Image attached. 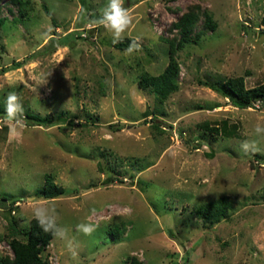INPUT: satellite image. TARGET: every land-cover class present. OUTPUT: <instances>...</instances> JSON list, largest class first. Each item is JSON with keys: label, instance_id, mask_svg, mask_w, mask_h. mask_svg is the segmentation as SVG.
Listing matches in <instances>:
<instances>
[{"label": "rangeland", "instance_id": "374dc122", "mask_svg": "<svg viewBox=\"0 0 264 264\" xmlns=\"http://www.w3.org/2000/svg\"><path fill=\"white\" fill-rule=\"evenodd\" d=\"M106 5L0 0V258H13L10 221L26 226L44 206L68 230L42 254L49 264H264V101L239 109L213 89L264 83V0H123L132 54L95 23ZM189 10L204 35L176 49L178 90L159 103L139 82L165 71L172 24ZM9 93L49 126L24 118L10 138ZM245 140L260 151L245 154ZM47 175L68 193L45 199ZM220 198L231 209L219 222L196 214Z\"/></svg>", "mask_w": 264, "mask_h": 264}, {"label": "trees", "instance_id": "16d2710c", "mask_svg": "<svg viewBox=\"0 0 264 264\" xmlns=\"http://www.w3.org/2000/svg\"><path fill=\"white\" fill-rule=\"evenodd\" d=\"M46 14H49L45 8ZM204 27L214 31L216 23L214 22L211 14L204 12ZM198 16L189 10L182 15L175 23L172 24L180 38L175 45L174 40H169V55L170 61L165 71L158 76H143L139 85L143 88L151 87L153 94L159 103H163L172 93L178 90L176 78L179 73V67L174 53L176 49H182L187 44H196L204 35L202 31L194 35V30L198 22ZM1 24V22H0ZM1 26V25H0ZM194 35V36H193ZM132 40L126 39L124 42L116 44L120 50H126ZM55 45L63 44V41L56 40ZM214 90L220 92L225 98L229 99L233 106L239 109H247L253 106V103L264 101V83L254 88L247 89L244 85L242 78L229 80L223 88L213 87ZM29 124L36 126H49V120L37 115L27 114L23 116ZM203 130L211 133H217V128H212L209 124L201 126ZM114 180L109 179L107 183ZM67 190L58 187L51 175L46 176L45 187L42 194L45 199H55L67 194ZM231 209V202L227 198H220L214 202L209 203L206 207L198 208L196 214L207 222H219L224 218L228 211ZM9 245L13 252V258L3 257L0 258V264H49L47 260L42 258V254L46 251L51 241L55 238L51 232H45L38 224L36 219H32L28 225L20 227L15 218L9 223ZM23 236L25 241L19 237ZM6 239L0 235V242ZM123 264H142L137 258L130 257L123 262Z\"/></svg>", "mask_w": 264, "mask_h": 264}, {"label": "clouds", "instance_id": "9594fccd", "mask_svg": "<svg viewBox=\"0 0 264 264\" xmlns=\"http://www.w3.org/2000/svg\"><path fill=\"white\" fill-rule=\"evenodd\" d=\"M100 26L108 30L113 37V43H118L123 39L124 33L130 28L133 23V17L129 10L123 6V0H107L106 7L102 10L101 17L95 21ZM140 47L137 40H132L126 49V54H132ZM23 105L20 97L16 93H9L6 98L5 114L6 120L12 121L13 125L9 129L10 138L16 133L19 128L23 127ZM257 135L264 134V127L259 124L255 127ZM241 150L245 153H256L260 149L255 141L245 140L240 145ZM33 216L39 226L45 232H51L54 237L67 239L68 230L58 225L56 209L44 206H36L33 209ZM77 230L84 235H91L96 227L91 223L82 222L77 226ZM68 247L72 250V242L69 241Z\"/></svg>", "mask_w": 264, "mask_h": 264}]
</instances>
